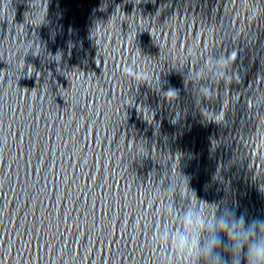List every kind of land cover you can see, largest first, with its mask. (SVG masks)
Returning a JSON list of instances; mask_svg holds the SVG:
<instances>
[{
	"label": "water",
	"instance_id": "95a60500",
	"mask_svg": "<svg viewBox=\"0 0 264 264\" xmlns=\"http://www.w3.org/2000/svg\"><path fill=\"white\" fill-rule=\"evenodd\" d=\"M178 175L264 214V0H0V264H183Z\"/></svg>",
	"mask_w": 264,
	"mask_h": 264
},
{
	"label": "clouds",
	"instance_id": "9594fccd",
	"mask_svg": "<svg viewBox=\"0 0 264 264\" xmlns=\"http://www.w3.org/2000/svg\"><path fill=\"white\" fill-rule=\"evenodd\" d=\"M182 188L191 195H183ZM166 191L179 192L188 203L179 217V230L162 226L154 241L167 242L183 264H264V214H251L228 200H201L179 175L172 176Z\"/></svg>",
	"mask_w": 264,
	"mask_h": 264
}]
</instances>
